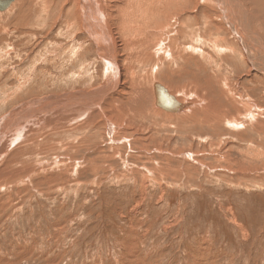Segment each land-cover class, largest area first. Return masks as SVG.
<instances>
[{"label":"rangeland","instance_id":"374dc122","mask_svg":"<svg viewBox=\"0 0 264 264\" xmlns=\"http://www.w3.org/2000/svg\"><path fill=\"white\" fill-rule=\"evenodd\" d=\"M59 1L49 13L46 0H16L0 12V125L16 120L0 130V264H264V69L250 71L219 0L186 7L198 24L168 56L120 27L127 4L143 24V1L96 0L100 36L110 34L122 68L118 86L99 55L106 42L95 18L82 0ZM239 1L250 23L263 20L264 0ZM155 83L191 104L159 108ZM247 98L256 105L248 117Z\"/></svg>","mask_w":264,"mask_h":264},{"label":"bare ground","instance_id":"6f19581e","mask_svg":"<svg viewBox=\"0 0 264 264\" xmlns=\"http://www.w3.org/2000/svg\"><path fill=\"white\" fill-rule=\"evenodd\" d=\"M29 1H31V0H29ZM59 1V0H58ZM69 1H72V3L74 4V5H72V6H76V7H78L79 6V4H80V2L79 3H77V0H66V4H68V3H70ZM126 1V0H125ZM136 1H138V0H136ZM141 1H143L144 3H142V4H144V5H146L145 6V10L144 11H146L145 12V16H146V19L144 20V22H142L143 24H138L137 23V21L135 22V20L133 21V19L131 20V18L129 17V15H130V12H129V5L127 4V5H125V6H121L120 8H119V17L121 18H119L120 20H121V25H120V27H122V30H124L125 31V33L127 32V34H128V32H129V34L131 33L132 34V37H133V35H137V33H139L138 35H141L140 33H142V35L141 36H139V37H141V39H136V40H138L139 41V44L140 45H142L144 48H154L155 50H154V52L157 54V55H160V54H165L166 56H168L172 51H171V48H175L176 50H179V48L177 49V46H178V42H179V38L181 37V38H184V36L185 35H187L186 34V31L187 30H185V27L186 26H188V27H190V28H193V27H195V29H196V26H197V24H198V19H197V16H196V14L194 13V15H192V14H190V13H192V12H194L192 9H191V7H193L195 4H193V0H141ZM200 1V0H199ZM206 1V0H205ZM209 1V0H208ZM211 1V0H210ZM213 1V0H212ZM55 2V0H46V3H45V5H44V8H47V10H48V13H49V11L51 10V8H52V6L50 7V5H52L53 3ZM60 2V1H59ZM112 2V1H111ZM192 2V3H191ZM207 2V1H206ZM214 2V1H213ZM23 3H25V0H23ZM44 3V2H43ZM119 3V2H118ZM130 3H132V2H130ZM211 3V2H210ZM214 3H216V1L214 2ZM218 5H219V9L224 13V15L226 16V18H225V22L226 21H228V22H230L232 25H233V28H234V33L238 36V40H236V41H239L241 44H242V48H243V50H244V55H245V61H246V63L250 66H248L249 68H251V72H254V71H262L263 69H264V62H263V59L262 58H264V40L262 39V38H264V28H263V24H262V21L264 20V18H263V20L262 21H259L260 19H256V22H252L251 21V23H250V20H251V18L249 17L250 15L247 13V11L244 9V7H243V5H242V2H240L239 0H219L218 2ZM216 3V4H217ZM59 4L60 3H56V4H54L53 6H55L56 8L59 6ZM106 4V3H105ZM116 4V3H115ZM133 4H135V3H133ZM137 4H139V3H137ZM141 4V3H140ZM141 4V5H142ZM191 5V7L190 8H186L188 5ZM20 5V4H19ZM24 5V4H23ZM49 5V6H48ZM69 5V4H68ZM68 5H64V7L62 8V9H67V7L66 6H68ZM83 5V11H85V12H87L86 13V15L88 14V12H90V16H92L93 18H95V20H96V23H97V28H95L94 27V32L97 34V39L99 40L98 42H100L101 43V41H102V44L104 43L103 42V40H104V38H105V36H104V38H101V32H104V31H102V27L103 28H105L103 25H102V23L99 21V19L100 18H102L103 17V14H101V11L98 9V4L96 3V0H82V4L80 5V6H82ZM92 5V6H91ZM121 5V4H120ZM131 5V4H130ZM212 5V4H211ZM22 6V4L20 5V7H19V9L20 8H22L21 7ZM42 6H43V4H42ZM101 6V5H100ZM99 6V7H100ZM196 7H198V0H197V4L195 5ZM213 6V9H216V8H214L215 6L214 5H212ZM109 7H110V5H109ZM218 7V6H217ZM61 8V7H60ZM194 8V7H193ZM247 8V7H246ZM39 9H41V7L39 6ZM54 9V8H53ZM62 9L60 10V11H58V12H61L62 11ZM69 10H71L72 11V8L71 7H69L68 8ZM92 10V12H91V10ZM117 9V8H116ZM139 9H140V6L138 7V11H139ZM249 9V8H248ZM251 9V8H250ZM44 10V9H43ZM106 10H108V9H106ZM20 11V10H19ZM42 11V10H41ZM45 11V10H44ZM55 11V10H54ZM53 11V12H54ZM74 11H75V8H74ZM79 11V10H78ZM249 11V10H248ZM263 11V10H262ZM25 12V11H24ZM46 12V11H45ZM137 12V11H136ZM21 14H22V11L20 12ZM75 14V13H74ZM73 14V12H70L68 15H67V17H69L70 19H71V17H72V15H74ZM81 14V13H80ZM83 14V16H84V13H82ZM139 14V13H138ZM88 15V16H89ZM117 15V14H116ZM134 15V14H133ZM263 15V14H262ZM57 16V15H56ZM55 15H53L52 16V14H51V16L49 17L50 19H53L54 17H56ZM137 16V18H138V15H136ZM141 16V15H140ZM186 16H193V18H191L192 20H194V22L193 21H191V20H189L187 23L186 22H184V17H186ZM24 17L25 16H21V17H16L17 19H18V21L20 22V19H24ZM86 17V16H85ZM105 17V16H104ZM107 18H109L110 16L109 15H107L106 16ZM105 17V18H106ZM257 17V16H256ZM48 18V17H47ZM73 18V17H72ZM84 18V17H83ZM88 18V17H87ZM142 18V17H141ZM208 18V17H207ZM210 18V17H209ZM229 18L231 19V21L229 20ZM67 19V18H66ZM85 19V18H84ZM84 19H83V21H84ZM143 19V18H142ZM211 19V18H210ZM68 20V19H67ZM94 20V21H95ZM108 20V19H107ZM137 20H139V19H137ZM187 20V19H186ZM214 20V19H213ZM215 20H217V19H215ZM71 21V20H70ZM69 21V22H70ZM75 21V20H74ZM82 21V22H83ZM86 21H88V20H86ZM85 21V22H86ZM141 21V20H140ZM211 21V20H210ZM222 21V20H221ZM68 22V23H69ZM90 22V21H89ZM89 22H88V25H91V23L89 24ZM103 22H104V20H103ZM184 22V23H183ZM208 22V21H207ZM214 22V21H213ZM218 22V21H217ZM223 22V21H222ZM77 23H79V22H77ZM95 23V24H96ZM106 23H108V22H106ZM140 23V22H139ZM229 23V24H230ZM85 24V23H84ZM83 24V25H84ZM105 24V23H104ZM118 24H119V22H118ZM212 24H214V23H212ZM37 25V24H36ZM87 25V24H86ZM85 25V26H86ZM87 25V26H88ZM117 25V24H116ZM115 25V26H116ZM209 25V24H208ZM207 25V26H208ZM216 25H218V26H221L222 25V23H220V24H216ZM215 25V26H216ZM226 25V24H225ZM72 26V25H71ZM78 26V25H77ZM94 26V25H93ZM92 26V27H93ZM109 26H112V24L111 25H109ZM108 26V27H109ZM117 26H119V25H117ZM214 26V25H213ZM230 26V25H229ZM186 28V29H189V28ZM69 28H70V26H69ZM78 28H80V27H78ZM85 28V27H84ZM91 28V27H90ZM89 28V29H90ZM209 29H210V27H208ZM221 28H223V26L221 27ZM232 28V27H231ZM92 29V28H91ZM91 29H90V31H91ZM194 29V28H193ZM215 29V28H214ZM73 30V29H72ZM78 30V29H77ZM118 30V29H117ZM190 30V29H189ZM69 31V30H68ZM150 31H155L156 33H157V36H156V34H155V32H154V34L153 35H151L150 34V36H149V32ZM169 31H172V32H170V33H168ZM87 32H88V30H87ZM107 32V31H106ZM113 32V31H112ZM187 32H189V31H187ZM192 32V31H191ZM210 32H212V31H210ZM222 32V31H221ZM92 33H93V31H92ZM120 33V32H119ZM220 33V32H219ZM226 33V32H225ZM224 33V34H225ZM232 33V32H231ZM94 34V33H93ZM95 34V35H96ZM104 34V33H103ZM114 34V33H113ZM128 34V35H129ZM159 34V35H158ZM170 34H172V35H170ZM193 34V33H192ZM195 34H197V33H195ZM214 34V33H213ZM217 33H215L214 35H216ZM207 35V34H206ZM235 35V36H236ZM165 36V37H164ZM213 36V35H212ZM219 36V35H218ZM233 36V35H232ZM128 37V36H127ZM138 37V38H139ZM157 37L158 38H160V40H158L157 39ZM211 37V36H210ZM215 37V36H214ZM230 37H231V35H230ZM91 38V37H90ZM186 38V37H185ZM190 38V37H189ZM188 38V39H189ZM216 38V37H215ZM215 38H213V39H215ZM96 39V38H95ZM195 41L196 42H198V40L200 39L199 38V36L198 37H196L195 36ZM201 39H203V40H205L204 38H201ZM211 39V38H210ZM220 40H221V38H219ZM225 39H227V38H225ZM105 40H106V38H105ZM104 40V41H105ZM182 40V39H181ZM217 40H218V37H217ZM124 41V40H123ZM133 41V40H132ZM131 41V42H132ZM134 41H135V39H134ZM202 41V40H201ZM228 41V40H227ZM106 43H104V44H106L105 46H104V44H103V46H104V52H101V53H99V55L101 54L102 56L103 55H106V57H107V59L105 60L106 61V63H108V65L110 64L111 65V71H112V81H113V85L114 86H118V84H120V81H121V79H122V68H121V65H120V63L119 62H117L116 61V59H115V57H114V55H113V52H114V50H113V45H114V43H113V41L110 39V34H109V36H107V41H105ZM166 42H168L169 43V48H168V46L167 45H165L166 44ZM182 42V41H181ZM205 42V41H204ZM203 42V43H204ZM209 41L207 40V43H208ZM220 42V41H219ZM221 42H223V43H225L226 44V42H224L223 41V39H222V41ZM234 42V41H233ZM239 42H237V43H239ZM115 43H117V41L115 42ZM127 43H128V41H127ZM182 43H184V42H182ZM206 43V42H205ZM204 43V44H205ZM210 43H211V41H210ZM213 43V42H212ZM228 43V42H227ZM101 44V45H102ZM187 44V43H186ZM215 46L214 47H216V43H213ZM221 44V43H220ZM117 45V44H116ZM126 45V44H125ZM129 45V44H128ZM139 45V46H140ZM194 45H196V44H194ZM194 45H190L189 47V50H195V49H197V48H195V46ZM206 45V44H205ZM210 45V44H209ZM218 45H219V43H218ZM234 45V44H233ZM236 45V44H235ZM222 45H220V47H221ZM228 46V45H227ZM240 46V45H239ZM239 46H237V47H239ZM125 47V46H124ZM130 47V46H129ZM187 47V46H186ZM229 47V46H228ZM128 48V47H127ZM146 48V49H147ZM165 48V49H164ZM217 49L219 48V47H216ZM223 48H225L224 46H223ZM236 48V47H235ZM240 48V47H239ZM239 48H237V49H239ZM100 49V48H99ZM130 49V48H129ZM174 49V50H175ZM188 49V48H187ZM229 49H231V48H229ZM133 50V49H132ZM138 50V49H137ZM182 50V49H181ZM180 50V51H181ZM221 50H222V48H221ZM235 50V49H234ZM233 50V51H234ZM103 51V50H102ZM129 51H131V50H129ZM214 51H217L216 49H214ZM136 52V51H135ZM139 52H140V50H139ZM144 52V51H143ZM183 51H181L180 52V54L182 53ZM222 52H223V50H222ZM241 52V51H240ZM243 52V51H242ZM241 52V53H242ZM130 53V52H129ZM133 53H134V51H133ZM141 53H142V51H141ZM146 53H147V51H146ZM150 53V52H149ZM149 53H148V55H149ZM174 53V52H173ZM177 53V52H176ZM184 53V52H183ZM182 53V54H183ZM233 52H231V54H232ZM234 53H235V51H234ZM140 54V53H139ZM139 54H138V56H139ZM179 54V55H180ZM181 54V55H182ZM193 54V53H192ZM243 54V53H242ZM242 54H240L241 56H242ZM135 55V54H134ZM137 55V54H136ZM164 55V56H165ZM174 55V54H173ZM236 55H237V53H236ZM239 55V56H240ZM137 56V57H138ZM128 57V56H127ZM176 57V56H175ZM177 57H178V53H177ZM130 58H131V55H130ZM129 58V59H130ZM165 58V57H164ZM180 58H182V57H180ZM209 58V57H208ZM226 58H227V56H226ZM237 58H239V57H237ZM141 59H143V58H141ZM157 59V58H156ZM185 59H186V57H185ZM188 59V58H187ZM186 59V60H187ZM210 59V58H209ZM240 59H242V58H240ZM239 59V60H240ZM118 60V59H117ZM132 60H133V58H132ZM151 60V59H150ZM131 61V60H130ZM143 61H145V60H143ZM177 61V60H176ZM182 61V60H181ZM237 62V61H236ZM236 62H235V64H236ZM240 62H241V60H240ZM135 63V62H134ZM141 63V62H140ZM234 63V62H233ZM238 63V62H237ZM172 64V63H171ZM239 64V63H238ZM237 64V65H238ZM242 64H243V62H242ZM242 64H240L239 65V67L241 66V68H242ZM109 65V66H110ZM157 65V64H156ZM136 66V65H135ZM245 66V65H244ZM130 68V67H129ZM133 68V67H132ZM244 68V67H243ZM109 70V69H108ZM170 70V69H169ZM238 70V69H237ZM131 71V70H130ZM133 71V70H132ZM108 72V71H107ZM109 72H110V70H109ZM109 72L107 73V76H108V74H109ZM134 72V71H133ZM133 72H132V74H133ZM246 73H249V72H246ZM259 74H261V72L259 73ZM264 74V73H263ZM125 75V74H124ZM152 75V74H151ZM132 76H134V74L132 75ZM250 76V75H249ZM108 77H110V76H108ZM260 77V76H259ZM258 77V78H259ZM262 77V76H261ZM264 78V77H263ZM260 79H262V78H260ZM238 81V80H237ZM232 82V81H231ZM230 82V83H231ZM251 82V81H250ZM264 82V81H263ZM153 83V82H152ZM239 83V82H238ZM256 83V82H255ZM263 84V83H262ZM147 85V84H146ZM233 85V84H232ZM252 85H255V84H252ZM226 86V85H225ZM234 86V85H233ZM244 86V85H243ZM256 86H257V83H256ZM139 89H141L140 87H138ZM255 88V87H254ZM110 89V88H109ZM170 89V88H169ZM168 89V90H169ZM137 90V89H136ZM143 90H144V88H143ZM143 90H138L136 93L137 94H139L141 91L142 92H144ZM135 91V90H134ZM146 91H147V89H146ZM170 91V90H169ZM231 91H234L233 90V88L231 89ZM236 91V90H235ZM242 91V90H241ZM115 92V91H114ZM148 92V91H147ZM146 92V93H147ZM224 92V91H223ZM135 93V94H136ZM150 93V92H149ZM171 93V92H170ZM141 95L143 94V93H140ZM172 94V93H171ZM244 94V93H243ZM248 94V93H247ZM79 95V94H78ZM90 95V94H89ZM147 95V94H146ZM145 95V96H146ZM233 95V94H232ZM232 95H229L228 96V99L230 100V102L233 104L232 106L235 108L236 107V104H237V99L235 100L234 98H236V97H234L233 98V96ZM237 95H239V94H237ZM65 96H67V95H65ZM149 96H150V94H149ZM149 96H148V99H149ZM239 96H241V95H239ZM238 96V97H239ZM74 96H68V98H69V100L70 101H72L74 98H73ZM112 97V96H111ZM110 97V98H111ZM67 98V99H68ZM226 98V97H225ZM57 99V98H56ZM112 99V98H111ZM134 99H136V98H134ZM156 99V98H155ZM68 100V101H69ZM240 100V99H239ZM55 101V100H54ZM59 101H62L63 102V100H59ZM75 101V100H74ZM84 101V100H83ZM113 101H114V99H113ZM116 101V100H115ZM241 101V100H240ZM240 101L238 102V103H240ZM52 102V101H51ZM82 102V101H81ZM101 102V101H100ZM131 102V101H130ZM56 103V102H55ZM98 103V102H97ZM112 103V102H111ZM132 103H133V101H132ZM137 103H138V101H137ZM244 103V106H245V108H246V111H245V116H247L249 113L250 114H252L253 113V110H254V108H256V105L252 102V99L251 100H249V98H247V100H246V102H243ZM54 104V103H53ZM72 104V103H71ZM49 105V104H48ZM65 105V104H64ZM76 106V105H75ZM141 106H143V105H141ZM26 107V106H25ZM147 107V106H146ZM154 107V106H153ZM53 108V107H52ZM57 108V107H56ZM80 108V107H79ZM121 107H119L118 108V110L120 109ZM142 108H144V107H142ZM148 108V107H147ZM59 109H62L61 107L60 108H58V110ZM207 109V108H206ZM240 109H241V107H240ZM253 109V110H252ZM258 109V108H257ZM146 110V109H145ZM145 110H143L144 112H145ZM237 111H238V109H236ZM256 110V109H255ZM69 111H70V109H69ZM130 111V110H129ZM142 111V110H141ZM257 111H260V110H256V112ZM18 112V111H17ZM23 112V111H22ZM75 112V111H74ZM91 112V111H90ZM150 112V111H149ZM149 112L147 111V113L149 114ZM185 112V111H184ZM56 113V112H55ZM103 113V115H105V113H104V111L102 112ZM136 113V112H135ZM146 113V114H147ZM187 113H189V112H187ZM248 113V114H247ZM24 114V113H23ZM53 114V113H52ZM51 114V115H52ZM58 114V113H57ZM79 114H81V113H79ZM133 114V113H132ZM157 114V113H156ZM160 114V113H159ZM186 114V113H185ZM242 114H244V112L242 113ZM75 115H77V114H75ZM183 115V114H182ZM7 116V115H6ZM15 116V115H14ZM58 116H59V114H58ZM63 116H64V113H63ZM83 115H81V117H82ZM137 116V115H136ZM144 116H145V114H144ZM179 116V115H178ZM203 116V115H202ZM254 116H255V114H254ZM254 116L252 117V119L254 118ZM9 117V116H8ZM10 117H12V116H10ZM39 117V116H38ZM80 117V116H79ZM88 117V116H87ZM159 117V116H158ZM158 117H157V119H158ZM164 117V116H163ZM167 117V116H166ZM168 117H170V114H169V116ZM173 117V116H172ZM175 117V116H174ZM186 117H188V116H186ZM248 117V116H247ZM17 118V117H16ZM49 118V117H48ZM57 118V117H56ZM61 118H62V116H61ZM60 118V119H61ZM149 118H150V116H149ZM156 118V117H155ZM209 118V117H208ZM79 119V118H78ZM106 119V118H105ZM135 119V118H134ZM153 119V118H152ZM164 119V118H163ZM200 119H202V118H200ZM6 120V119H5ZM20 120V119H19ZM59 120V119H58ZM74 120H76V119H74ZM185 120H187L186 118H185ZM8 121H11V122H15L14 121V119L13 120H8ZM8 121H6L5 123H2L1 125H0V130L2 131L3 130V132H5V129L7 128L8 130L10 129V128H8V127H10V126H12V124H11V122H8ZM49 121V120H48ZM189 121H190V119H189ZM195 121V120H194ZM9 124H8V123ZM37 122V121H36ZM66 122V121H65ZM124 122H126L127 124L129 123L128 122V120H121V123H124ZM160 122V121H159ZM192 122V121H191ZM33 123V122H32ZM38 123V122H37ZM48 123V122H47ZM62 123V122H61ZM194 123V122H193ZM195 123H196V121H195ZM160 124H162V123H160ZM172 124V123H171ZM237 124H239V123H237ZM21 125V124H20ZM51 125V124H50ZM83 125V124H82ZM129 125V124H128ZM157 125H158V123H157ZM173 125V124H172ZM172 125H170V126H172ZM203 125V124H202ZM38 126V125H37ZM81 126V125H80ZM79 126V127H80ZM16 127V126H15ZM28 127V126H27ZM49 127V126H48ZM106 127H107V130H108V134H109V137L112 139V136H114L113 135V132H114V127H115V124L114 123H112L111 122V120H110V118H109V116H107V119H106ZM196 127V126H195ZM194 127V128H195ZM20 128H22V127H20ZM30 128V127H29ZM46 129V128H45ZM43 131V130H42ZM41 131V132H42ZM30 132V131H29ZM6 133V132H5ZM36 133H39V132H36ZM19 134V133H18ZM44 134V133H43ZM31 135V134H30ZM7 136V135H6ZM4 139V138H3ZM1 140V139H0ZM12 140V139H11ZM47 141V140H46ZM1 142V141H0ZM14 142V141H13ZM40 144V143H39ZM52 144V143H51ZM2 146V145H1ZM7 146V145H6ZM47 146V145H46ZM32 147V146H31ZM13 148V147H12ZM67 148V147H66ZM10 149V148H9ZM76 149V148H75ZM18 150V149H17ZM34 151V150H33ZM1 154V153H0ZM29 154H31V153H29ZM189 156V155H188ZM48 157V156H47ZM59 157V156H58ZM58 161V160H57ZM57 161H56V163H57ZM24 162V161H23ZM29 162V161H28ZM13 163V162H12ZM19 164L21 163V161L20 162H18ZM24 163H26V162H24ZM31 163V162H30ZM21 165H23L22 163H21ZM37 165V164H36ZM78 165V164H77ZM15 166V165H14ZM57 166H59V165H57ZM62 166V165H61ZM6 167V166H5ZM19 167V166H18ZM76 167V166H75ZM9 171V170H8ZM18 172V171H17ZM13 174V173H12ZM19 174V173H18ZM16 175V174H15ZM14 178V177H13ZM28 178H30V177H28ZM50 178V177H49ZM6 179V178H5ZM30 180V179H29ZM21 181V180H20ZM6 182V181H5ZM13 183H15V182H13ZM15 185V184H14ZM2 195V194H1Z\"/></svg>","mask_w":264,"mask_h":264},{"label":"water","instance_id":"95a60500","mask_svg":"<svg viewBox=\"0 0 264 264\" xmlns=\"http://www.w3.org/2000/svg\"><path fill=\"white\" fill-rule=\"evenodd\" d=\"M16 0H0V12L7 11ZM154 92L156 97V105L170 113H178L183 111L191 103H182L178 101L176 96L170 93V91L161 83L154 84Z\"/></svg>","mask_w":264,"mask_h":264}]
</instances>
